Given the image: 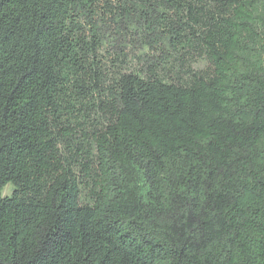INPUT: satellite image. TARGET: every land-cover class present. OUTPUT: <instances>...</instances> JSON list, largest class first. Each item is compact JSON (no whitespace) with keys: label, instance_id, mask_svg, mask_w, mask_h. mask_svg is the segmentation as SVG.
Instances as JSON below:
<instances>
[{"label":"trees","instance_id":"16d2710c","mask_svg":"<svg viewBox=\"0 0 264 264\" xmlns=\"http://www.w3.org/2000/svg\"><path fill=\"white\" fill-rule=\"evenodd\" d=\"M0 264H264V0H0Z\"/></svg>","mask_w":264,"mask_h":264},{"label":"rangeland","instance_id":"374dc122","mask_svg":"<svg viewBox=\"0 0 264 264\" xmlns=\"http://www.w3.org/2000/svg\"><path fill=\"white\" fill-rule=\"evenodd\" d=\"M12 190V186L11 185H7L5 186V188L3 189V196H9Z\"/></svg>","mask_w":264,"mask_h":264}]
</instances>
